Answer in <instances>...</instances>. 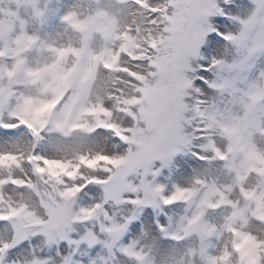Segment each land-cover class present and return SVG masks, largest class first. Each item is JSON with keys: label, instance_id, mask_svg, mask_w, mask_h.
Here are the masks:
<instances>
[{"label": "bare ground", "instance_id": "obj_1", "mask_svg": "<svg viewBox=\"0 0 264 264\" xmlns=\"http://www.w3.org/2000/svg\"><path fill=\"white\" fill-rule=\"evenodd\" d=\"M109 1L57 0L62 13L55 22L51 0H0V38L10 39L7 33L14 17L12 10L21 9L15 45L9 44V54L14 53L10 63L25 54L29 57L27 69L30 68L28 74L19 76L13 65L11 76H0V116L10 119L17 108L30 100L29 96L37 101L29 114L35 132L23 123L29 134L23 128L22 133H0V213L6 217L0 222V264H63L74 255L81 258L82 264H95L104 256L101 253L105 243L97 241L90 249L81 245L80 238L92 234L93 225L99 221L110 225L114 242H120L126 250L143 253L139 264H150L149 259L156 258L162 264H237L228 254L235 256L225 237L231 241L232 231L236 235L237 228L251 223L258 203H264V132L252 131L257 126L247 125L251 132L244 134L226 124V131L234 138L218 139L223 154L217 150H212V154H222L224 160L217 162L211 151L202 148V141L209 135L205 116L196 118L192 109L205 105L208 75L216 78L217 88L224 80L219 90L227 98L244 93L255 73L263 69L264 0L255 3L253 15L251 6L241 0H220L226 17L218 16L222 7L217 0H164L166 8H176L178 14L170 18L175 24L152 17L158 29L168 27L162 39L167 47L161 50L157 63L147 59L144 69L148 74H157L162 93L145 86L144 96L130 97L128 110L121 106L123 120H116L117 123L111 32L106 35L103 31L107 25L110 30ZM234 7L238 14L230 20L229 10ZM169 14L172 16L173 12ZM244 14L255 19L256 29L261 25L263 30L253 34L250 29L238 27L245 23ZM71 23L79 24L80 30L71 29ZM174 25L183 30L173 29ZM211 28H219L223 34L226 31L234 43L211 36ZM252 34L255 39L249 42L247 35ZM187 41L191 46L180 55L179 49ZM102 60L107 63L105 69L100 67ZM218 64L221 72L216 69ZM198 66L204 69L199 70ZM241 98L242 95L233 104ZM122 122L130 138L118 142L112 135L124 131ZM186 125L191 127V133ZM126 139L134 145H128L126 156L116 168L117 143H126ZM138 144L143 152L140 156L130 150ZM172 144L176 148L189 146L186 157L177 155L175 147L172 151ZM258 147L260 152L256 153ZM193 153L206 159L201 163L196 162L198 158L193 161ZM32 157L50 159V172H30L26 165ZM173 157H178L189 171L169 169L167 165ZM153 164L155 170L150 167ZM126 166L138 170L143 177L130 174L126 184L119 179ZM256 174L261 177L256 179ZM204 178L216 179L209 193L199 186ZM180 182L192 188L190 204L187 194L177 187ZM153 184L162 186L167 194L176 191L184 201L168 211L162 209L161 217L153 216L148 210L149 201L139 205L143 200L140 188ZM227 186L232 188L230 192L223 189ZM243 188L256 200V205H250L248 210L242 208L246 207ZM198 194L207 200H200ZM219 197L224 199V207L207 210L206 201H217ZM194 213L206 217L198 218ZM84 224L88 227L85 231L81 229ZM228 224L230 231L221 227ZM253 232L259 235L256 227ZM113 241L111 247L115 246ZM82 251L89 252L91 258L83 259L86 253ZM200 253H207L206 263Z\"/></svg>", "mask_w": 264, "mask_h": 264}, {"label": "rangeland", "instance_id": "obj_2", "mask_svg": "<svg viewBox=\"0 0 264 264\" xmlns=\"http://www.w3.org/2000/svg\"><path fill=\"white\" fill-rule=\"evenodd\" d=\"M163 1L164 0H110L109 1L110 30L108 29L109 26L106 24L107 26L103 28V31L106 32V35L109 33L108 31L111 32L110 42H111V53H112L111 64H112V74H113L112 85H113V95H114V100H113L114 116H115L114 123L116 122V120H123L122 118L124 115V111L121 110V106L123 105L124 110H128L130 97H136L139 96L140 94L142 96L145 95L144 93L146 91H142L145 86L147 85L151 86L155 91L162 93L163 88L161 85L157 83V74L156 75L148 74L149 73L148 70L144 71V69L147 68V64L145 63L147 59L149 62L157 63L159 61V57H161L162 54L161 50H163V47H167L163 45L162 39L166 33L165 31L168 30L167 29L168 27L161 26L158 29V26L156 22L152 19V17L153 16H154L153 18L162 17L164 21L166 20L167 22L171 21L172 24H175L174 18L172 20L170 18L178 14V9L176 8L172 10H169V8L167 9L165 1L164 2ZM242 1L247 3L248 6L249 5L251 6L250 15H253L254 6L255 3L258 2V0H241V2ZM51 2L53 5V13L56 14L55 16H53V21L57 22L60 19L59 16L61 15L62 11H60L58 8L57 0H51ZM217 2L222 7V10L219 13H217L218 16L226 17L225 16L226 14L222 13L224 11V5H222L223 3L220 0H217ZM163 5H165V7ZM172 5H168L167 7ZM152 8H155L156 11H151ZM170 11L173 12L172 16H170L169 14ZM237 14L238 11L236 7H234L232 11L229 10V15H228L229 19L233 20L237 16ZM12 15L14 16L13 21L7 33L10 39L0 38V76L2 75L3 77L12 75V72L10 70L13 65H14L15 74L19 76H22L23 73L28 74L30 69V68L27 69L28 67L27 62L29 63V59H28L29 57H27L25 54L22 57H18L20 59L17 60L15 63H10V58L11 56H13L14 53L9 54V51L11 49L9 44L12 43L14 44L13 42L15 41L14 35L16 34L18 25L20 23L19 19L21 20V9L20 8L13 9ZM244 15H245V23L238 25V27L240 26L242 28L250 29L251 30L250 32H253V34L258 30H263L261 25L259 26L258 29H256V25H255L256 21L252 16L247 14ZM69 27L71 29H74L75 31L80 30L79 24L71 23ZM178 28L183 30V28L179 25L173 26V29L175 30H177ZM218 31H220L219 28ZM158 33L162 34V36H159ZM215 34H216L215 30L214 29L212 30L211 28L210 35L212 36ZM219 34L220 35L222 34L221 37H223L225 43H229V44L234 43V39L230 37V35L226 31L225 34H223L222 32ZM253 34L247 35L248 37H250L249 42L254 41L255 36H253ZM139 35H143V37ZM141 38H143V40H141L139 44V40ZM23 39L24 38H22V40ZM135 43L136 45H139V47L135 46L134 45ZM184 45L186 46H183L181 50L179 49L180 55L184 53L185 51L184 49H187V46H191V42L187 41ZM153 56H155L156 58ZM218 58L221 59L220 56ZM237 58L239 59V61L243 60L242 57H237ZM105 64L103 63V60L100 61V67L102 69L107 68ZM197 68H199V70L204 69L202 68V66H198ZM220 68L221 67L218 64L216 69H218L219 72H221ZM215 79L216 78L213 77V75H211L210 77L208 75L207 79H205L208 81V83H205L206 87L208 85V90L207 92L205 91L203 95V105L204 103L205 105L203 108L202 106L193 108L192 112H194L193 115L196 118H202L203 115L205 116V122L208 129L207 133H209V135L207 136V138H205L202 141L201 143L203 145L202 148L205 150L208 149L209 152L211 151L210 154H212V150L215 151L217 150L223 154L222 147L219 144H217L218 139L227 138L229 141H231L234 138L233 137L234 134L226 131L227 130L226 124L228 127H234L235 129L241 131L244 134L247 132H251L250 128L247 127V125H252L254 126V128L257 126L256 129L252 131H257V129H259L264 132V66L262 70L259 69L255 73V76L250 82V87L246 88L247 90L245 92L243 91L244 93L232 94L227 98L223 96L221 90H219L222 89L224 80L221 83V87L217 88V80ZM26 80L28 81V78ZM240 95H242V98L239 99V102L237 104H233V102ZM194 97L195 95L193 96V99ZM197 98L201 100L202 92L201 95H199ZM29 99L30 100L28 101L27 99L24 102V104L22 103L23 106L17 108V110L15 111L17 113H14L10 119L7 118L2 119V117L0 116V130L3 131L0 132L1 134L4 135L10 133L16 134L17 132L22 133L23 132L22 128L25 130L26 134H29L28 130L22 126L23 123L26 125L27 128L30 127L32 129V132H35V129H33L35 124H33L32 120H29L30 118L29 114H31L35 105H37V101L31 99L30 96ZM192 102H195V100L194 101L192 100ZM32 105H33V109H32ZM25 114H28V116H24ZM125 125H123V122L120 123V126L123 127V130L126 128ZM153 126L158 128L156 123H154ZM186 126L190 129V133H191L192 132L191 127L188 125ZM115 130L117 132L120 131L117 127L115 128ZM118 134H119L118 136L114 134L112 135V137L114 139H117L118 142L123 141L124 138H130L128 137L129 135L126 133L125 130L119 132ZM262 141L264 145V140ZM129 144L134 145V142L126 139V143H117L116 168H118V163L126 156L124 154L126 151L129 150L128 147ZM176 144L175 145L172 144V151L173 148L175 147L176 152L178 153L177 155L183 156L185 158L189 146L185 144L176 148ZM130 150H132L131 153L136 154L138 156L143 154L142 149H140L139 147V144L133 146ZM259 150L260 147H258L255 150V152L259 153L260 152ZM222 154L214 152L212 154L213 157L212 159L217 162L223 161L224 156ZM188 156L191 157L190 155ZM192 158L193 161H196V158H198L196 162L199 163L204 162V159H206L204 156H198L197 154L192 155ZM35 159L36 157L34 158L32 157L31 158L32 161L27 162L26 166L28 170L32 173L42 172L44 174H48L52 168L50 159H47L45 157L39 158L37 160ZM172 159L174 160L169 162L167 165L169 169H172V167H174L175 169L181 168L185 171L187 170L189 171V167L183 164L182 162H180L179 161L180 159L178 157H173ZM150 167H152L153 170L156 169L154 164L150 165ZM178 172H182V170ZM121 174L122 176H120L119 179H123L126 182V184H127V178L129 177L130 174L134 175L135 178L138 179H141L143 177V175H141L138 170L128 168L127 166L124 167V170L122 171ZM258 175L259 174L253 176H255V178L258 179L261 177ZM209 177H213V176L211 175ZM214 180L216 179L204 178L202 179L201 185L199 186L202 190L205 189L209 193L212 190L211 185L213 183H216ZM177 187L181 192L187 194L188 196L187 199L190 204L192 201L191 196L193 195L191 193L192 190L191 186L189 184L180 182ZM261 188L264 192V180L262 182ZM140 189L142 192L141 194L143 196V200L139 203V205H141L145 201H149L150 203L148 210L151 211L153 216L161 217L162 215H164L161 211L162 209L168 211L169 209L176 207L177 204H180L182 200L184 201L181 194H176V191H172V190L169 191V193L173 195L167 194L165 192V189L162 188V186L156 187V185L153 184L152 187H145V189L143 187ZM223 189L229 192L232 190V188H230L229 186L224 187ZM184 190H186V192ZM241 191L245 196V202H246L245 204L246 207L242 206V208H246L248 210L249 208L247 207H249L250 205L255 206L256 200H253L252 196L246 193L247 189L243 188V190L241 189ZM146 194H150L156 197L145 198ZM197 196L200 197V200L202 199L207 200L205 195L203 196L201 194H198ZM260 202L263 203L262 197ZM206 204H207V206H205L206 209L211 211L214 208L215 209L223 208L225 205V201L223 198L219 197L217 201L216 200L206 201ZM194 216L198 218L206 217L205 215L199 213H194ZM5 220H6L5 214L0 213L1 224ZM85 227L87 226L84 224L81 227V229L85 231L88 228ZM221 227L224 228L226 231H230L231 228L229 224L227 226L222 225ZM254 227H256L259 230V235H257L256 232H253ZM92 228H93L92 234L90 232L88 234L81 235L82 238H80V240L82 243L81 245H86L87 248L90 249L94 246L93 243H96L97 241L101 245H103V242L105 243L104 249L102 250V252L104 253H101L104 254V256L102 257V260L96 262L95 264H127V262L128 264H139L138 262H140V258L143 257V253L142 252L138 253L133 249L126 250V248L123 247L120 242H114L113 238L115 237L111 235V232H113V230L110 227V225H108L106 222L99 221L98 224L93 225ZM237 229L238 232L236 235H235V231H232V237L230 238L231 241H229L228 237H225L227 242L226 245L227 246L230 245L229 248H231L232 254L234 252L235 256L238 258L237 259L235 256H232L230 253H228L230 255L232 262L238 261L237 264H264V203L261 205L258 203L256 210L253 212L251 216V223H247L243 225V227ZM110 241H113L115 243L114 247L110 246ZM69 245L70 246L72 245V239L70 240ZM139 248L141 249V247ZM96 251L97 250L94 249V253H98ZM80 253H86V255L82 257L83 259L91 258V256L88 254L89 252L82 251ZM54 256L56 260L59 258L57 253H55ZM80 259L81 258L74 255V257L68 258L67 260L65 259L66 261H64L63 264H82ZM159 261L160 260L157 258L149 259L150 264H162ZM54 264H58V263H54Z\"/></svg>", "mask_w": 264, "mask_h": 264}, {"label": "water", "instance_id": "obj_3", "mask_svg": "<svg viewBox=\"0 0 264 264\" xmlns=\"http://www.w3.org/2000/svg\"><path fill=\"white\" fill-rule=\"evenodd\" d=\"M206 258H207V254L205 253V254H204V259H206Z\"/></svg>", "mask_w": 264, "mask_h": 264}]
</instances>
